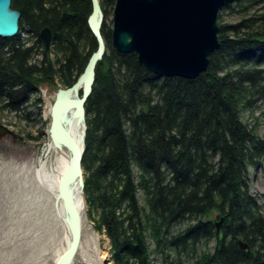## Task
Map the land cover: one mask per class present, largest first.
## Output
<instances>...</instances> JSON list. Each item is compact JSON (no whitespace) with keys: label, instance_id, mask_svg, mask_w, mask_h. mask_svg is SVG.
<instances>
[{"label":"trees","instance_id":"trees-1","mask_svg":"<svg viewBox=\"0 0 264 264\" xmlns=\"http://www.w3.org/2000/svg\"><path fill=\"white\" fill-rule=\"evenodd\" d=\"M115 3L100 0L104 18ZM11 8L20 28L0 37V113L34 124L40 86L71 87L97 50L92 3L13 0ZM225 11L240 20L223 23ZM218 21L220 46L196 79L156 76L113 48L103 22L107 51L85 106L82 166L87 216L109 239V263L264 264V214L250 190L264 136L242 118L264 99V0H227Z\"/></svg>","mask_w":264,"mask_h":264},{"label":"water","instance_id":"water-1","mask_svg":"<svg viewBox=\"0 0 264 264\" xmlns=\"http://www.w3.org/2000/svg\"><path fill=\"white\" fill-rule=\"evenodd\" d=\"M13 0H0V37H13L19 33L20 14L11 10ZM92 13L89 28L96 38L97 50L80 76L82 95L75 102L57 104L52 111L56 124L67 140L72 160L61 183L60 195L70 222V245L56 264H73L82 239V212L77 205L72 188L78 184L84 189L85 175L82 159L85 151V135L79 147L60 125L57 113L67 107L80 109L85 129V106L92 94L96 70L107 51V42L102 33L104 13L100 0H90ZM227 0H116L113 10L111 44L122 54H134L139 63L159 77L196 79L207 72L210 56L218 50L219 14ZM40 37L48 49L53 35L49 28L41 31ZM78 79V80H79ZM58 90V86H52ZM12 132L0 122V138ZM223 219L217 223L220 233ZM243 249L247 244L240 242ZM109 263V259L106 261Z\"/></svg>","mask_w":264,"mask_h":264},{"label":"rangeland","instance_id":"rangeland-1","mask_svg":"<svg viewBox=\"0 0 264 264\" xmlns=\"http://www.w3.org/2000/svg\"><path fill=\"white\" fill-rule=\"evenodd\" d=\"M13 11V9L11 8ZM113 10H109L104 22L108 28H113ZM223 23L235 24L241 15L222 13ZM65 88L59 80L40 86L36 98L42 99L41 122L28 124L17 116L0 113V121L12 132L22 136L18 140L12 135L0 138V264H54V253L48 252L49 220L45 209L42 191L36 182L35 167L41 156V140L44 135L43 117L45 110L52 104L53 98L47 93L52 86ZM32 119H38V113L33 112ZM244 122L250 127L258 124V135L264 136V99H256L253 106L245 109L242 115ZM28 133L37 136L39 140L27 137ZM251 194L257 198L264 214V159L255 170H250ZM216 213L211 216L212 220ZM83 231L81 245L73 264H112L109 259V239L94 229L93 222L88 219L87 205L82 212ZM214 243L208 246L212 248ZM202 245L200 251H204ZM107 253V260L101 259V253ZM156 264V263H153Z\"/></svg>","mask_w":264,"mask_h":264},{"label":"bare ground","instance_id":"bare-ground-1","mask_svg":"<svg viewBox=\"0 0 264 264\" xmlns=\"http://www.w3.org/2000/svg\"><path fill=\"white\" fill-rule=\"evenodd\" d=\"M41 59L42 55L35 57V60ZM78 79L71 87L60 88L58 90L51 89L50 92H47L53 98V102L48 106L43 115L45 122L44 135L41 140V156L38 165L35 167L36 182L38 188L43 192L42 198L44 199L49 220V242L47 247L48 252L54 253L55 255L54 264L58 262L60 257L68 249L71 240L70 222L60 195V188L65 173L71 163L72 155L70 146L60 128L53 123L52 111L57 104L75 102L81 98L83 83ZM9 114L16 116L15 113ZM57 116L61 127L81 147L86 130L82 111L74 107H67L60 110ZM72 191L77 197L76 200L79 209L83 212L86 204L84 189L76 184L73 186ZM222 219L224 220V218ZM240 242L247 244V248L243 249ZM239 246L243 251L249 250V244L243 240L239 241ZM100 258L107 260V253H101Z\"/></svg>","mask_w":264,"mask_h":264}]
</instances>
